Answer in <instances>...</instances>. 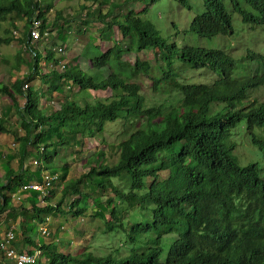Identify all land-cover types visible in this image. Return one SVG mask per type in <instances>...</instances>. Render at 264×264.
Returning a JSON list of instances; mask_svg holds the SVG:
<instances>
[{"label": "trees", "instance_id": "1", "mask_svg": "<svg viewBox=\"0 0 264 264\" xmlns=\"http://www.w3.org/2000/svg\"><path fill=\"white\" fill-rule=\"evenodd\" d=\"M136 1L79 0V8L85 12L81 25H90L94 18L103 23L102 34H109L116 26L123 39L132 40L137 50L152 48L167 67L164 79L178 76L172 67L174 59L194 68H209L217 77L199 83L182 82L181 103L164 112V102L150 106L140 80L134 79L138 74H149L154 67L138 58L134 66L127 68L122 60L126 47L121 41L114 40L106 51L93 43L85 46L82 54L88 59V68L64 63L60 69L58 52L45 47L53 68L41 78L52 90H63V82L71 81L80 93L108 88L113 92L106 98L81 96L82 103L76 100L80 93L65 94L58 110L48 112L40 106L41 92L28 84L36 81L35 75L39 76L41 54L34 49L32 72L27 78H18L11 86L0 82V95L11 99V107L24 131L12 136L17 146L7 158L5 173L0 177V181L5 180L0 182V215L12 201L6 191L11 193L32 180L40 181V169L47 171L52 167L53 173L58 171L54 163L59 147L65 150L81 144L85 134L103 133L109 123L128 121L132 116L145 117L146 124L119 142L117 159L105 158L103 151L94 160L88 158L89 170L61 184L62 196L56 204H51L57 192L52 185L42 196L45 205L35 202L31 206L38 219L32 223L36 228L56 211L65 219L68 215L87 216L88 191L95 186L102 192L113 190L115 196L107 201L112 206L108 230L124 231V246L129 252L121 257L117 256L121 247L102 254L86 250L76 255L58 252L53 242L39 245L28 235L27 226H24L25 242L35 249L49 251L51 264H264V166L259 161L242 164L235 154L236 136L243 123L251 142L264 150V99H251L252 92L264 85V72L258 70L246 76L242 71L245 64L264 65V55L249 49L238 63L222 47L170 42L142 15L148 14L151 5L160 0H144L142 13L131 8ZM179 1L186 8L191 7L189 0ZM202 1L184 32L188 30L211 40L232 34V15L224 1ZM229 2L243 23L264 25V0ZM52 7L48 0H0V21L13 12L26 16L29 21L26 39L19 41L30 47L34 26L31 19H42L40 29L44 32ZM61 19L63 10H56L55 27ZM175 28L178 29L177 24ZM77 31L84 32L82 28ZM160 81H153L154 90ZM19 98L25 99L24 105ZM7 121L0 113V131L8 134ZM34 155L42 160L32 170L25 162ZM15 158L17 166L12 165ZM31 171L33 175H29ZM84 182L89 184L86 192ZM71 189L77 196L66 202ZM26 192L39 196L33 189ZM120 205H128L131 210L122 213ZM19 211L24 215L30 212L24 205L12 209L14 214ZM12 245L15 246L14 240ZM17 246L23 250L22 243ZM0 256H3L1 246Z\"/></svg>", "mask_w": 264, "mask_h": 264}, {"label": "rangeland", "instance_id": "2", "mask_svg": "<svg viewBox=\"0 0 264 264\" xmlns=\"http://www.w3.org/2000/svg\"><path fill=\"white\" fill-rule=\"evenodd\" d=\"M53 6L47 13V25L44 32H41V37L37 41H32L29 47L19 40L26 39V31L28 19L26 16H20L16 12L10 13L7 17L0 21V82L8 85H13L18 78H27L32 72L34 63V49H39L41 57L39 59V76L35 75L36 81L29 82V87L38 89L41 92L40 106L46 108L48 112L58 110L61 105V100L64 95L79 94L80 89L74 86L71 81L63 82V90L54 91L49 88V84L44 82L41 76L49 72L53 66L48 63L45 47L54 48L60 56V64L58 68L62 69V64L70 66L72 64L88 68V59L83 55L84 47L93 43V46H98L102 51H106L113 46L114 40H119L126 47L122 60L128 66H134L137 59L149 62L154 69L149 74H138L134 79L141 82L142 92L146 96L147 103L159 105L164 102L163 111L169 112L174 106L182 101V95L179 87L182 82H201L209 81L217 77V74L210 71L209 68H194L190 64L183 63L180 60L174 59L172 67L175 68L176 75H171L168 79L163 78L164 71L167 67L164 61L154 54L152 48H146L141 51L137 50L130 39H123L122 33L118 27L110 31L109 34H102L101 29L103 23L97 19H91L92 23L88 26L81 25V17L84 16L83 11L79 8V0H48ZM228 12L232 15L233 33L221 38L215 37L213 40L202 38L194 35L193 32H184L189 29L192 15L198 11L202 5V0H189L191 7L186 8L179 0H160L151 5L148 14H142L144 18L148 17L155 26L161 31L163 36L169 38L170 42L177 41L179 44L184 41L189 44L205 45L210 47L214 45L216 48L222 47L226 52L233 54L238 63L242 61L241 57H245L247 50L251 49L254 52H259L264 55V25H251L243 23L241 16L231 8L229 0H223ZM97 6V4H94ZM145 6L144 0H138L131 5V8L137 12H141ZM56 10H63L64 19L58 21L57 27L54 26V18ZM36 17H33V22ZM42 22V19H41ZM177 24L178 29L175 28ZM82 28L84 32L77 30ZM178 30V31H177ZM16 31V33H14ZM41 31V29H40ZM92 39V40H91ZM259 64V63H258ZM257 66L256 64L242 65V71L248 74H256L258 70L264 72V65ZM163 66V69L159 68ZM162 68V67H161ZM161 80L158 84V89H153V81ZM27 89V84L24 85ZM89 93H80L76 99L82 103V98L87 95V99L106 98L113 92L110 88L106 90H89ZM82 96V98H81ZM264 99V85L252 92L251 99ZM21 105H24L25 99L19 98ZM12 101L8 96L0 95V113L8 119L6 123L7 133L0 131V177L5 173V162L13 154L16 148L15 140L12 136L15 134L21 135L24 133L20 126L19 116L16 114ZM131 120H119L115 123L107 124V128L103 133H95V135L85 134L82 138V143L70 145L67 149L62 150L60 147L55 153V165L58 166V171L53 173V168L47 171L40 172L43 181L48 174L57 175L56 182L53 183L57 189L56 195L51 199V204H56L62 196V183L74 180L82 173L87 172L90 164H86L88 158L96 159L99 152H104L105 158L117 159L119 142L128 137L138 127L146 124V118L130 117ZM156 120V119H155ZM239 133L236 136L238 145L235 154L238 156L242 164L248 162L259 161L264 166V150H260L258 146L251 142V136L247 132L246 123L242 124V129L239 128ZM81 137V134L78 135ZM41 157L31 156L25 166L32 170L38 168L41 163ZM18 159H14L12 165L17 166ZM33 175V171L29 172ZM34 181V180H32ZM0 182L4 183L5 180ZM83 190L86 192L89 189V184H82ZM15 187L13 184L12 189ZM126 188V186L124 187ZM97 187L89 190L90 193L87 199L89 207L87 216L72 217L68 215L65 219L59 212H52L48 215L45 222L38 223L34 228L33 222L38 219L33 213L31 206L33 204L45 205L43 197L39 194L38 198L32 192L19 191V188L13 189V192H7L11 195L12 201L6 206L5 212L0 215V238L5 239L7 230L14 228L15 239L14 245L23 244V250H34L33 244L25 242L24 226L29 228L28 235L34 238L39 245L42 242L56 245L58 252L66 254H79L86 251H92L96 254L107 252L105 250L117 249L121 247V251L117 254L118 257L126 255L129 251L124 246V231L116 230L109 231L108 221L111 219L110 210L112 206L107 205L109 198L114 197L113 190H96ZM20 196V199L18 198ZM77 194L71 189L65 197V201L69 202ZM36 197V198H34ZM99 201V202H98ZM21 205L26 206L30 212L24 215L22 211L14 214L12 209L20 208ZM122 213L129 212L131 208L127 205H120ZM90 214V215H89ZM47 228L49 234H43L42 229ZM42 254L37 261L38 264H51V253L42 249Z\"/></svg>", "mask_w": 264, "mask_h": 264}, {"label": "built area", "instance_id": "3", "mask_svg": "<svg viewBox=\"0 0 264 264\" xmlns=\"http://www.w3.org/2000/svg\"><path fill=\"white\" fill-rule=\"evenodd\" d=\"M41 19L35 18L34 20V26L31 30L30 35V41H37L41 37V31H40V24ZM16 33V31H14ZM56 178V175H47L43 179V181H32L23 184L20 187L21 191L26 190H36L39 192L41 196H44L45 193H47V188L52 187V179ZM20 199V196H18ZM43 234H49V231L47 228L42 229ZM15 239V232L14 228H11L7 230V234L5 239H2L0 242V246L3 252V256H0V263L5 264H34L38 261L39 256L42 254V250L40 248H36L33 251L29 250H20L12 245L13 240Z\"/></svg>", "mask_w": 264, "mask_h": 264}]
</instances>
